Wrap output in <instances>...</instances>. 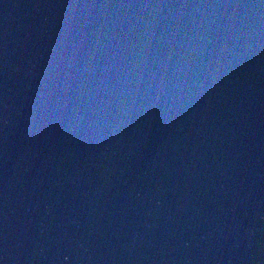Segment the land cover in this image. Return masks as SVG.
<instances>
[{"label":"water","instance_id":"1","mask_svg":"<svg viewBox=\"0 0 264 264\" xmlns=\"http://www.w3.org/2000/svg\"><path fill=\"white\" fill-rule=\"evenodd\" d=\"M2 264H264V0H0Z\"/></svg>","mask_w":264,"mask_h":264},{"label":"snow or ice","instance_id":"2","mask_svg":"<svg viewBox=\"0 0 264 264\" xmlns=\"http://www.w3.org/2000/svg\"><path fill=\"white\" fill-rule=\"evenodd\" d=\"M0 264H2V262H0Z\"/></svg>","mask_w":264,"mask_h":264}]
</instances>
